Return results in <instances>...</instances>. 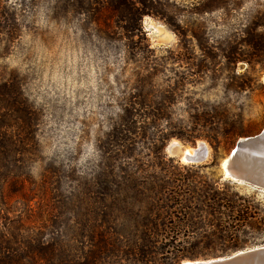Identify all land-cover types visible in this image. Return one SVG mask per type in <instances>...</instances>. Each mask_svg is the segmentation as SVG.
<instances>
[{"label": "rangeland", "instance_id": "374dc122", "mask_svg": "<svg viewBox=\"0 0 264 264\" xmlns=\"http://www.w3.org/2000/svg\"><path fill=\"white\" fill-rule=\"evenodd\" d=\"M112 1L0 0V85L17 103L0 105V264H182L264 245V190L222 168L264 129V0ZM200 142L207 160L183 163ZM147 222L166 240L144 254Z\"/></svg>", "mask_w": 264, "mask_h": 264}, {"label": "water", "instance_id": "95a60500", "mask_svg": "<svg viewBox=\"0 0 264 264\" xmlns=\"http://www.w3.org/2000/svg\"><path fill=\"white\" fill-rule=\"evenodd\" d=\"M202 156L191 161L200 164L207 160L209 148L202 143ZM191 158V157H189ZM229 179L242 182L264 190V129L253 137L240 139L229 155ZM227 177V176H225ZM188 264H264V245L246 249L226 257L204 261H189ZM184 264V262L182 263Z\"/></svg>", "mask_w": 264, "mask_h": 264}, {"label": "trees", "instance_id": "16d2710c", "mask_svg": "<svg viewBox=\"0 0 264 264\" xmlns=\"http://www.w3.org/2000/svg\"><path fill=\"white\" fill-rule=\"evenodd\" d=\"M112 5L114 6V7H116L117 8V10L121 7V6H123V7H127V8H129L130 7V5H129V2L127 1V0H125L124 1V3H123V0H114V1H112ZM1 91H3V93H0V96H8V99L7 100H3L1 103H0V105H1V109H3V110H5V111H8L9 113H11V112H16L17 111V103H16V101H15V98L14 99H9V97H10V94H11V88L10 87H8L7 85H5L4 84V86H1L0 85V92ZM13 95V94H12ZM9 113H5V114H2V115H0V118H2L4 121L6 120V116H9L8 114ZM13 127H12V125H11V127H10V125H4V127H3V129H1V130H3V133H0V135H2V136H4V137H6L7 138V135H9V131L10 132H12L11 131V129H12ZM4 143H8V144H12V142L11 141H4ZM14 143V142H13ZM0 144H2V143H0ZM5 149H8L7 147H4ZM3 149V147H1V145H0V150H2ZM5 151V150H4ZM190 187V186H189ZM194 190V189H193ZM191 191L190 193H192V194H196L197 196H200L199 195V193L197 192V191ZM182 193L181 192H179L178 191V193L177 192H175V195H177V196H179V198H182V196L183 195H181ZM192 199H193V201H200L198 198H196L195 196H192L191 197ZM169 200H171V199H169ZM179 206V205H178ZM165 227H167L166 225H165V223H157V222H147V224H144L143 225V227H142V229H143V231H141V236H142V242H141V244H140V248H138L140 251H143L142 253H144V254H149V252H148V250H149V246L151 245V243L152 242H157V243H160L161 241H163L164 240V242H165V240H166V238L164 237V235H163V233H162V231L160 230V229H162V228H165ZM158 232L160 233V235H161V241H159L158 239H156L155 240V238H154V235H158ZM138 249H136V250H138ZM196 256H194V255H190L188 258H191V259H194Z\"/></svg>", "mask_w": 264, "mask_h": 264}, {"label": "bare ground", "instance_id": "6f19581e", "mask_svg": "<svg viewBox=\"0 0 264 264\" xmlns=\"http://www.w3.org/2000/svg\"><path fill=\"white\" fill-rule=\"evenodd\" d=\"M202 143H204V142L198 143L199 147ZM202 152H203L202 148H197V146H195L194 148H187L186 150H179L178 149L176 154H180V158H181L183 163L190 164V163H194L191 161L192 159H194V157L199 159L202 156ZM189 157H191V158H189ZM228 163H229V156L223 162V167H222L224 170L225 176H227V178L230 176V173L228 171ZM188 263H190V262L189 261L184 262V264H188Z\"/></svg>", "mask_w": 264, "mask_h": 264}]
</instances>
